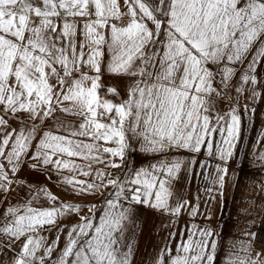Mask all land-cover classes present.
<instances>
[{"label": "snow or ice", "instance_id": "6c2138e0", "mask_svg": "<svg viewBox=\"0 0 264 264\" xmlns=\"http://www.w3.org/2000/svg\"><path fill=\"white\" fill-rule=\"evenodd\" d=\"M261 100L264 0H0V264H134L144 209L166 230L147 264H264L256 220L231 245L211 223ZM249 158L264 173V134ZM184 213L209 223L173 248Z\"/></svg>", "mask_w": 264, "mask_h": 264}, {"label": "crops", "instance_id": "0c3cea01", "mask_svg": "<svg viewBox=\"0 0 264 264\" xmlns=\"http://www.w3.org/2000/svg\"><path fill=\"white\" fill-rule=\"evenodd\" d=\"M245 101H241L243 105ZM250 107H255L256 112L252 117H243L242 113V125L239 141L236 144L235 152L239 159L233 158V161L229 165V175L231 177L228 186L225 191L223 199L217 198L211 207L213 225L220 224L223 226V234L221 237L222 242L227 241L229 245L233 241L246 239L240 235L242 226L246 223H250L252 220H256V224L253 226V230L257 227L259 218L257 219V213L260 211V207L264 206V196L258 194V182L264 181V173L261 172L258 164L253 163L249 158L253 152V146L257 141V138L264 134V100L259 103L250 104ZM179 155V154H178ZM133 158L136 166L147 165L154 162L149 158H143L139 153H134ZM179 158L187 159L188 154L185 153ZM211 164L216 161H209ZM241 162L243 166L241 167ZM34 180H38L42 184H47L48 187L61 199L73 202V197L65 194L61 191L60 186L55 183L57 177H53L52 181L44 179V177L38 174L33 176ZM232 183L236 184L235 189L232 188ZM207 185V181L202 178H196L190 182H185L182 186V191L187 195L188 199L192 200L197 189H200V195L203 198V188ZM247 186V187H246ZM243 198V203L241 199ZM255 200L256 206L251 209V215L245 217L244 215H238L237 209H244L248 206L251 200ZM94 201L84 200L83 203H91ZM203 204V199H202ZM203 210V208H202ZM260 217V216H259ZM143 231L137 237L138 244L135 253L134 264H147L152 256L155 255V251L161 244L162 239L166 237L165 229H158V225L161 223V219L157 215L151 214V210L144 209L142 213ZM74 223L75 221H69L65 218L62 223ZM198 223L203 226L208 225V221H203L202 217H197L195 221H192L187 213H184L176 223L175 229L172 231L177 232L175 240L170 242L171 247H175V244L179 241V232L183 231L186 224ZM218 264H223L224 256L218 250Z\"/></svg>", "mask_w": 264, "mask_h": 264}, {"label": "built area", "instance_id": "2783aa9c", "mask_svg": "<svg viewBox=\"0 0 264 264\" xmlns=\"http://www.w3.org/2000/svg\"><path fill=\"white\" fill-rule=\"evenodd\" d=\"M262 221H264V214H261L257 223V227L259 228V230L264 233V223H262Z\"/></svg>", "mask_w": 264, "mask_h": 264}]
</instances>
